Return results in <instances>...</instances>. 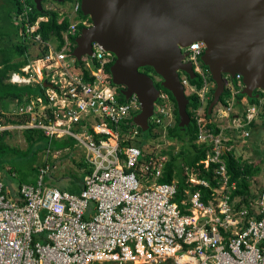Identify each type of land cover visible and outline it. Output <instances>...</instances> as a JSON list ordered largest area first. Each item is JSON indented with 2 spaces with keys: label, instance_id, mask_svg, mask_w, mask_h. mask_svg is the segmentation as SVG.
Segmentation results:
<instances>
[{
  "label": "built area",
  "instance_id": "obj_1",
  "mask_svg": "<svg viewBox=\"0 0 264 264\" xmlns=\"http://www.w3.org/2000/svg\"><path fill=\"white\" fill-rule=\"evenodd\" d=\"M18 1L22 6L18 18L21 24L25 21L22 34L49 46L36 32L47 16L29 23L31 6L27 0ZM69 1L74 19L63 33V47L49 48L36 62L57 80L51 81L45 97L19 105L17 115H31L29 122L14 126L0 122V133L34 128L47 136H71L87 148L94 169L85 176L79 194L47 186L41 176L36 184L21 183L12 194L0 179V264H264V192L254 202L236 207L229 195L236 184L229 181L221 159L222 133H240L246 138L264 99L245 106L237 99L243 88L241 75L231 78L226 74L229 94L211 112L218 133L202 128L203 108L214 83L200 59L204 43L194 41L185 48V62L191 63L201 87L191 85L184 72L180 79L186 92L189 89L199 96L194 113L198 140L210 145L201 163L205 168L217 164L218 187L207 201L200 190H185L179 197L176 184L156 181L165 156L151 155L146 160L140 147L126 145V140L140 132L135 123L124 128L126 119L140 111V102L135 94L125 101L119 99V88L106 71L114 54L93 42L92 53L80 59L88 72L74 67L69 36H77L79 25L86 27L90 21L79 16L80 0ZM32 72L27 64L11 80L29 83L34 81ZM35 104L41 106L39 111ZM171 116L170 96L160 89L150 122L165 126ZM82 120H89L93 130L107 134L108 139L95 143L85 126L76 128ZM189 182L210 186L195 177Z\"/></svg>",
  "mask_w": 264,
  "mask_h": 264
},
{
  "label": "water",
  "instance_id": "obj_2",
  "mask_svg": "<svg viewBox=\"0 0 264 264\" xmlns=\"http://www.w3.org/2000/svg\"><path fill=\"white\" fill-rule=\"evenodd\" d=\"M42 1L33 0L38 10ZM80 11L90 24L76 36L73 56L90 55L93 42L114 54L111 81L125 98L137 96L140 111L133 120L142 131L160 92L152 74L140 70L146 66L175 99L179 126L190 123L180 73L196 77L185 62V48L194 41L205 45L200 59L215 84L208 113L225 92L226 74L241 75L249 98L264 88V0H80Z\"/></svg>",
  "mask_w": 264,
  "mask_h": 264
},
{
  "label": "trees",
  "instance_id": "obj_3",
  "mask_svg": "<svg viewBox=\"0 0 264 264\" xmlns=\"http://www.w3.org/2000/svg\"><path fill=\"white\" fill-rule=\"evenodd\" d=\"M29 5L31 6L30 11L28 12V22L33 23L35 19L38 16H47L48 20L45 22H40L39 28L36 30L37 33L40 34L42 40L48 41L51 39H54L56 42L57 49L61 48V46L64 44L63 39V33L66 31L69 25V20L67 17H63L59 20V15L57 11L54 10H38L33 2V0H27ZM4 10V12H3ZM15 11L17 14L22 11V6L18 0H3V3L0 4V40L3 39L5 35L9 36L10 32L8 31L9 27L8 25L13 26V23L11 21V13ZM79 16L85 19H89L88 16H84L81 11L79 10ZM8 22V24H7ZM22 31L24 32L25 29V21H22ZM83 26L80 24L77 33L79 34ZM75 38L76 35H70L69 41L71 43L72 48L75 45ZM31 41V42H26ZM23 42L22 44L16 45H10V46H4L0 44V105L5 108L7 107V101L9 100H15V99H22V97H25L26 100L30 98V95L36 94L38 91L36 89H33L29 86H17L16 84L10 83L9 76L11 73L14 72H20L21 68L27 65L28 59V43H33L38 46L43 47V53L40 54L38 57L44 56L47 52V45L40 43L35 40L27 39L23 34ZM73 44V45H72ZM37 57V58H38ZM77 65L83 66L82 62H77ZM110 65L106 67V71L110 73L109 71ZM204 68H207L203 64ZM84 68V67H83ZM145 73H148L151 75V73H154L152 67L146 66L141 68ZM85 73L88 72L87 69H83ZM152 76V75H151ZM211 79V78H210ZM212 80V79H211ZM233 84H237L235 80H232ZM155 84L158 88L163 89L169 93V96L172 100V106H173V114H174V124L167 128V136L170 139L176 140L179 143L180 149L173 153L172 150L168 151V158L163 163V167L161 169L160 176L157 177V182L160 183H171L175 181L177 189H178V196L180 197L183 194L184 189H190L195 190L199 189L202 193V198L205 199L206 195L209 193V190L207 191L206 188L195 185V186H188L185 183L187 175L185 174V167H189L196 171L197 177L206 179L210 181L212 185H215L217 182V177L214 175L213 170L217 166L216 163H210L207 168H203L201 164H198L201 160L205 159L206 151H207V145L206 144H198L196 142L197 139V133L199 126L196 122L195 118V110L199 107V96L196 92H192L187 95L188 98V105H187V112L190 116V123L184 127L179 126V116L177 111V105L175 102V99L171 95V93L166 90L163 87L159 86V82L155 81ZM190 84L195 86L197 89L201 87V81L199 78L190 79ZM214 87L211 89V97L207 102V106L203 113V121L201 123V127L208 128L213 133L216 132L217 128L214 122L210 119V114L208 113V106L212 100ZM229 94V91L226 89L224 94L221 97V101H224L225 97ZM244 94L241 92L237 93V99L239 100ZM250 103H254L257 101V98L250 97L248 98ZM241 108V106H239ZM134 115V114H133ZM131 115L129 118L126 119L125 123L128 127L132 126L134 124V116ZM86 128L87 126L84 125ZM157 127L156 124L150 122L149 128L147 131H142L140 129V133H147L150 132L154 127ZM9 132H4L0 135V178L2 180L5 179L3 174H7L4 172L5 170V164L10 163L12 160H15L14 155L20 151L18 148L12 146V144H9L5 141L6 135ZM25 137L27 139V148L24 151L21 152V156L27 155L31 159L32 168H35L33 165L35 163L36 158V152L34 150V145L37 141L35 136L37 138H43L45 139L41 134H35L30 131L24 132ZM73 139L71 137H67V139L62 140H54L52 141V148L54 149H60L63 147H67L71 144V141ZM46 143H48V140L45 139ZM222 156L226 162V166L228 169V172L230 173V180H234L237 182V188L235 189L232 196H244L246 197L249 193V182L247 181L246 176H252L259 173V167L253 166L252 164H247L245 161L241 160L240 157H234L231 152H224L222 153ZM143 159H149V156L143 157ZM45 165V164H43ZM38 167V166H37ZM44 167V166H42ZM8 172H14L13 168H8ZM92 170L88 174L91 173ZM52 170L48 171V176L51 179V173ZM87 174V175H88ZM86 175V176H87ZM48 179L46 181L47 184H51L53 182ZM82 180V178H81ZM78 182V180H76ZM83 181L81 182L80 187L82 188ZM5 182V181H4ZM21 183L19 182L18 187ZM29 184L31 183L28 182ZM7 184V183H6ZM53 185V184H51ZM54 186H56L59 190L67 191L63 186H59L56 183H54ZM81 190L75 192V194H79ZM35 237V236H34ZM37 237H35L36 239Z\"/></svg>",
  "mask_w": 264,
  "mask_h": 264
},
{
  "label": "crops",
  "instance_id": "obj_4",
  "mask_svg": "<svg viewBox=\"0 0 264 264\" xmlns=\"http://www.w3.org/2000/svg\"><path fill=\"white\" fill-rule=\"evenodd\" d=\"M55 2H56L55 0H43L42 1V10H54V11H57L58 15H59V20L62 19L63 17H67L68 20H69V23L71 21H73L74 14L72 13L71 1H69V0L64 1L63 0L62 2H56V3ZM2 3H3V0H0V4H2ZM68 4H69V7L67 6ZM3 12H4V10H3ZM10 13H11L10 15H11V21L13 23V26L8 25V27H9L8 31L10 32V34H8L9 36L5 35L3 37V39L0 40V44H2L4 46H7V45L10 46V45H13V44L19 45V44L24 43L23 42V34H22V24H21V22H20V20L18 18V14L15 11L10 12ZM43 20L47 21L48 17H47V20H45V19H43ZM7 24H8V22H7ZM26 42H31V41H26ZM45 42L50 43V45L47 46V52H48L49 48H51V49L55 48L56 50H59L64 45L63 44L61 46V48L57 49V47H56L57 44L54 41V39H51V40H48V41H45ZM27 46H28V54L26 55L27 59H28V63L27 64H31V66L33 68L32 76L34 78V81H31L29 83H19V82L12 81L11 77L13 76V74H15L17 72L11 73L10 76H9V80L8 81L10 83L16 84L17 86H20V87L21 86L22 87L23 86H29V87H31L33 89H36L38 92L36 94H33V95L31 94L30 98L28 100H26L25 97H22L21 100L20 99L9 100V101H7V107H5V108H3L0 105V108L2 110V114L0 113V122L5 124V125H7V126H14V125H17L19 123H24L25 121L29 122L31 120V115H29V114L17 115V109H18L19 105L27 104L30 100H32V99L34 100L37 97H45L46 91H47L46 89H49L52 86L51 81H56L57 80V76L56 75L51 76V73H48V72L45 73L44 70L39 68L40 64L38 66V64L36 63L37 59L40 58L38 56H40V54L43 53V50H44L43 47L38 46V45L33 44V43H28ZM74 47H75V45H74ZM74 47L72 48V46H71V50H70V53H71L73 58H75L73 56V54H72V51H73ZM77 62H82V61L81 60H77L75 58L74 59V67L82 68L83 66L81 67L80 65H77ZM119 99L121 101H125V99H127V98H125L122 94H120ZM171 104H173L172 100H171ZM206 106H207V104H206ZM206 106L203 108V113H204V110H205ZM40 109H41V106L35 104V111H39ZM211 112H212V110H211ZM211 112L209 113L210 117H211ZM135 115H133V116H135ZM173 118H174V114H173V106H172L171 119L173 120ZM210 119L212 120V117ZM96 124H98L97 120L95 121V125ZM84 125L87 126V130L91 134V136L93 138V141L95 143H98L100 140L108 139V135L107 134L96 133L95 130H93L92 126H90V121L89 120H82L76 126V128L84 126ZM108 125H110V124H108ZM124 128L127 129L129 127L128 126H124ZM25 131L33 132L34 136H35V134H41L45 139L48 140L47 144L49 146H51L52 141H54V140H62V139H67V137H71V136H63V137L47 136V135L44 134V132L42 130L34 129V128H28V129H24V130L11 128V129H8V130H4L3 132L0 133V135L3 134L4 132H9L6 135L5 141H7L8 137H11V138L18 137L21 141H22V138H23V140L26 141V148H27L28 142H27V139H26L25 134H24ZM139 131H140V129H139ZM139 135H140V132L135 137H138ZM228 136H230V133L228 131L222 133L223 141H222L221 144L223 145V148L221 150V159L224 161L225 165H226V162H225V160H224V158L222 156V153H224L226 151L227 152H231L234 157H240L241 160L245 161L247 164H252L250 161L244 159V157H241V154L237 151V148L234 146L235 145L234 137L232 136V137L228 138ZM35 138L37 139L36 136H35ZM71 138L73 139L71 141L73 146H78L79 148L83 147L85 149L84 163H80L79 162V164H78L80 166L81 170L83 171V175L80 176L79 178H74V179L78 180V182L75 180L74 185L78 186L77 187V191H79V190H81V187H80L81 182H79V181H82L85 178V176L90 172V170L94 169V164L91 162L92 156L89 153V151L87 150V148L85 146H83L77 139H75L73 137H71ZM244 139H246V138H243V139L241 138V140H243V141H240V144H244L243 143ZM125 142H126V145H127V143L130 144L128 140H126ZM196 142L198 144H206L207 145V151H206L207 153H206V156H205V158H206L207 155L209 154V151H210V145L208 143H205V142H198V133H197ZM141 145H142V142H138L137 146L140 147ZM26 148H25V150H26ZM64 150L67 151L68 150L67 147H63V148H60V149H54L52 151H48L47 150V152L49 154L41 156V159H40L39 163L37 164V166H38L37 170H39V174H40L42 180H43V176L49 174L48 173L49 170L55 171V169L57 168V164H58L57 162L63 161V159L65 158V155L62 156L61 158H59V156L61 154H59V155H53V154L55 152H62ZM63 154H65V152H63ZM40 155L41 154L36 153L35 162L38 160ZM49 155H51V156L48 157ZM151 155H153V154H151V153L150 154H145V156H151ZM161 155L165 156L166 159L168 158V156H166V154H164V153H162ZM201 162H202V160L198 164H201L202 167L205 168ZM36 163H35V165H36ZM257 163L255 162V164H252V165L259 167V173L255 174V175H252V176H246L247 181L249 182V193H248V195L246 197H244V196H241V197L240 196H232V194L234 193L235 189L237 188V182L234 181V180H230V173L228 172L229 173V181L230 182H235V184H236V188L234 190H232V189L229 190V195L231 196L232 202L236 205V207L241 205V204H246L247 205V204H249L251 202H254L257 199V197L260 196V194H262L264 192V185L263 186H258L257 188L254 187V185H253V180L257 179V176L260 174V171H261V167L259 165H257ZM43 164H45V165H43ZM42 166H44V167H42ZM40 169L43 170L42 173H41ZM12 173H14V172H12ZM213 173H214V170H213ZM185 174L187 175L185 183L188 186H195L196 185V184H191L189 182L190 177H195L197 179H203V178L197 177L196 171H194L193 169H191V168H189L187 166L185 167ZM81 178H82V180H81ZM204 180H206V179H204ZM2 181L3 182L5 181L4 184L5 185H9L11 187L10 189H11L12 194L16 193L18 191V185L16 186V184H15V187L12 186L11 183H10V180L7 177L4 180H2ZM206 181L209 183L210 186L209 187H204V188L207 189V191L209 190V193L206 195V198L203 199L205 201H207V198L209 197V194L212 193V189L215 188V187H218L217 182H216L215 185H212L210 183V181H208V180H206ZM32 182L33 181H31L30 184H34ZM24 183H26V182H24ZM171 183L176 184L175 181H173ZM50 185H47V186H50ZM51 187H56V186L52 185ZM185 190H190V189L187 188V189H184V191ZM195 190H199V189H195ZM77 191H74V192L68 191V192L75 193ZM184 191H183V194H184Z\"/></svg>",
  "mask_w": 264,
  "mask_h": 264
},
{
  "label": "rangeland",
  "instance_id": "obj_5",
  "mask_svg": "<svg viewBox=\"0 0 264 264\" xmlns=\"http://www.w3.org/2000/svg\"><path fill=\"white\" fill-rule=\"evenodd\" d=\"M67 6L69 7V4ZM154 78L156 81L160 80L157 75H155ZM190 92L191 91L188 89L186 93L189 94ZM241 99L244 101L245 106L250 104L247 96H243L241 97ZM239 110L241 111V108H239ZM173 124L174 118L173 120L168 119L165 126H155L150 132L140 133L138 137H130L128 141L131 145L136 144L135 146H137L138 142H142V145L140 147L145 154L151 153L153 155H161L162 153H168V151L170 150H172L173 153H176L180 149L179 143L167 136V128L169 126H172ZM248 130L249 135L246 137V139H244V144H240V141L243 140H241V136L239 134H230L228 138L232 136L234 137V146L241 154V157H244V159L250 161L252 164L258 162L257 165L261 167V171L257 176V179L253 180V185L257 188L258 186L264 185V105H261L258 116L255 118V121L249 124ZM6 142L12 144V146L18 148L20 151L25 152L26 141H24L23 138L21 141L18 137H8ZM198 142L201 141L198 140ZM81 148H79L78 146H73V144L71 143L67 146V151L64 150L62 152H55L53 155L61 154L59 158L64 155L65 158L63 157V161L57 162V168L55 169V171L51 172V179L48 175L43 176V183L45 185H50L46 183V181L50 179V181L53 182L51 183L53 185L54 183H56L59 186H63L67 191H77L78 186L74 185L76 180L74 178H79L83 175V171L78 164L79 162L84 163L85 158V149L83 147ZM34 150L36 153L41 154L36 161L37 163L35 162L36 165L35 163L33 165L35 168H37V164L39 163L41 156L49 154L47 150L52 151L53 148L46 143L45 139L37 138V141L34 145ZM20 151H18V153L14 155V158H16L15 160H12L10 163L5 164L4 172L7 174L3 175L5 178L7 177L10 180L11 185L14 187L15 184L17 186L19 182L28 183L30 181H33L32 183L36 184L40 177L39 170L33 169L32 163L30 162V157H28L27 155L21 156ZM63 152H65V154H63ZM50 156L51 155H49L48 157ZM166 156H168V154H166ZM10 167L13 168L14 173L7 171V169Z\"/></svg>",
  "mask_w": 264,
  "mask_h": 264
},
{
  "label": "flooded vegetation",
  "instance_id": "obj_6",
  "mask_svg": "<svg viewBox=\"0 0 264 264\" xmlns=\"http://www.w3.org/2000/svg\"><path fill=\"white\" fill-rule=\"evenodd\" d=\"M64 1H66V0H64ZM151 74H152V76L154 78L155 75L153 73H151ZM154 80H155V78H154ZM252 97L257 98V99H259V98H263L264 99V88L263 87H257L255 89H253Z\"/></svg>",
  "mask_w": 264,
  "mask_h": 264
},
{
  "label": "clouds",
  "instance_id": "obj_7",
  "mask_svg": "<svg viewBox=\"0 0 264 264\" xmlns=\"http://www.w3.org/2000/svg\"><path fill=\"white\" fill-rule=\"evenodd\" d=\"M203 64V63H202ZM111 65V64H110ZM208 69V68H207ZM209 72V71H208ZM110 74V73H109ZM209 75H210V73H209ZM189 77V76H188ZM195 78H197V77H195ZM194 78V79H195ZM210 78H211V76H210ZM190 79V78H189ZM110 80H111V76H110ZM159 81V80H158ZM211 81H213V80H211ZM111 83H112V81H111ZM214 83V82H213ZM113 84V83H112ZM114 85V84H113ZM115 86H117V85H115ZM118 88H119V91H120V94H122L121 93V87L120 86H117ZM214 88H215V84H214ZM243 89V88H242ZM226 90V89H225ZM186 92V91H185ZM241 93H242V90H241ZM169 94V93H168ZM187 95H188V93H186ZM190 94V93H189ZM243 94V93H242ZM244 96H246L245 94H244ZM243 97V96H242ZM247 98H249V97H247ZM241 99V98H240ZM239 99V100H240ZM258 100V99H257ZM221 101V100H220ZM257 102V101H256ZM264 105V104H263ZM215 106V105H214ZM213 106V107H214ZM149 123H150V120H149ZM138 126V125H137ZM170 127V126H169ZM139 129H141L140 127H139ZM212 132V131H211ZM218 133V129L216 130V132H214L213 134H217Z\"/></svg>",
  "mask_w": 264,
  "mask_h": 264
}]
</instances>
